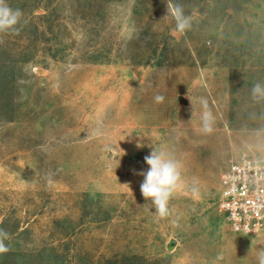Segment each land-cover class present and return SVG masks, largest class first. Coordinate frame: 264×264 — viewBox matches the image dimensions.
Instances as JSON below:
<instances>
[{"label":"rangeland","instance_id":"1","mask_svg":"<svg viewBox=\"0 0 264 264\" xmlns=\"http://www.w3.org/2000/svg\"><path fill=\"white\" fill-rule=\"evenodd\" d=\"M6 2L0 264H258L264 230L234 231L218 198L233 157H264V0H172L179 36L167 0ZM152 148L181 166L164 219L140 192Z\"/></svg>","mask_w":264,"mask_h":264},{"label":"clouds","instance_id":"2","mask_svg":"<svg viewBox=\"0 0 264 264\" xmlns=\"http://www.w3.org/2000/svg\"><path fill=\"white\" fill-rule=\"evenodd\" d=\"M23 16L20 9H13L6 0H0V33H16V27ZM175 21L173 33L177 36L185 34L192 28V18L186 15L183 5L167 0V14ZM251 98L255 103L264 102V82L257 81L251 88ZM157 101H162L163 97L157 96ZM207 107V102H204ZM203 131H212L211 113L205 111L202 115ZM145 162L149 166L146 172L140 173L144 177L140 192L146 201H151L155 209V216L164 219L172 215L169 202L176 190L182 184L181 166L179 162L164 151L152 148ZM195 192V189H193ZM11 238L3 228H0V255L10 251V247L5 243ZM258 264H264V248L257 251Z\"/></svg>","mask_w":264,"mask_h":264},{"label":"built area","instance_id":"3","mask_svg":"<svg viewBox=\"0 0 264 264\" xmlns=\"http://www.w3.org/2000/svg\"><path fill=\"white\" fill-rule=\"evenodd\" d=\"M219 210L232 229L246 234L264 230V157H233L220 178Z\"/></svg>","mask_w":264,"mask_h":264},{"label":"trees","instance_id":"4","mask_svg":"<svg viewBox=\"0 0 264 264\" xmlns=\"http://www.w3.org/2000/svg\"><path fill=\"white\" fill-rule=\"evenodd\" d=\"M2 227V223L0 224V228Z\"/></svg>","mask_w":264,"mask_h":264}]
</instances>
